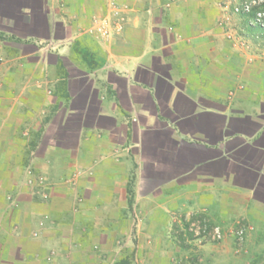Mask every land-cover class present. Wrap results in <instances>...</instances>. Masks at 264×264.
<instances>
[{
	"label": "crops",
	"instance_id": "1",
	"mask_svg": "<svg viewBox=\"0 0 264 264\" xmlns=\"http://www.w3.org/2000/svg\"><path fill=\"white\" fill-rule=\"evenodd\" d=\"M223 2L0 0V264H264V62ZM200 213L243 241L187 244Z\"/></svg>",
	"mask_w": 264,
	"mask_h": 264
},
{
	"label": "rangeland",
	"instance_id": "2",
	"mask_svg": "<svg viewBox=\"0 0 264 264\" xmlns=\"http://www.w3.org/2000/svg\"><path fill=\"white\" fill-rule=\"evenodd\" d=\"M223 3L228 12L229 29L227 30V38L238 50H242L246 54H256L258 60L264 62V0H225ZM178 224L179 227L174 232L178 235L181 234L184 241L202 235H206V239H211L214 228H219L221 234H224L231 229L242 227L240 222L226 223L225 226L210 224L208 218L201 213L187 215ZM234 238L238 242L236 237ZM199 242L200 240L194 241L192 245L195 247L193 248L196 249ZM187 244L191 243L187 242ZM194 251H192L193 255H195ZM119 253L122 252H118V255ZM98 255L102 257L106 254L98 253ZM112 257L114 259V256ZM186 261H190V264H196V259L191 255L183 257L182 262Z\"/></svg>",
	"mask_w": 264,
	"mask_h": 264
},
{
	"label": "built area",
	"instance_id": "3",
	"mask_svg": "<svg viewBox=\"0 0 264 264\" xmlns=\"http://www.w3.org/2000/svg\"><path fill=\"white\" fill-rule=\"evenodd\" d=\"M232 233L233 236L236 237V239L238 240V242H242L244 239V229L243 227H237L235 229H232ZM222 234L219 230V228H214L212 234H211V238L213 240H219L221 239Z\"/></svg>",
	"mask_w": 264,
	"mask_h": 264
},
{
	"label": "trees",
	"instance_id": "4",
	"mask_svg": "<svg viewBox=\"0 0 264 264\" xmlns=\"http://www.w3.org/2000/svg\"><path fill=\"white\" fill-rule=\"evenodd\" d=\"M127 194L131 197L132 196V190H131V186H130V183H129V186L127 188Z\"/></svg>",
	"mask_w": 264,
	"mask_h": 264
}]
</instances>
